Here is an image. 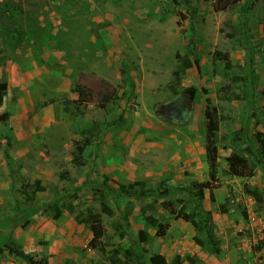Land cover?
<instances>
[{
    "label": "rangeland",
    "instance_id": "obj_1",
    "mask_svg": "<svg viewBox=\"0 0 264 264\" xmlns=\"http://www.w3.org/2000/svg\"><path fill=\"white\" fill-rule=\"evenodd\" d=\"M183 1L0 0V115L10 114L0 122V264H25L8 242L48 264H264V163L248 151L264 139V0L224 11ZM214 51L229 55L228 70ZM192 53L198 69L174 82L175 55ZM76 83L93 102H79ZM206 98L220 118L214 180ZM90 127L79 165L75 143ZM231 154L251 176L226 174ZM136 181L143 193L118 192Z\"/></svg>",
    "mask_w": 264,
    "mask_h": 264
},
{
    "label": "trees",
    "instance_id": "obj_2",
    "mask_svg": "<svg viewBox=\"0 0 264 264\" xmlns=\"http://www.w3.org/2000/svg\"><path fill=\"white\" fill-rule=\"evenodd\" d=\"M185 1V0H184ZM183 1V2H184ZM241 0H214L213 7L216 11H224L229 8L233 9L236 8L240 4ZM194 14H192L193 16ZM193 30V27L190 28ZM190 37L189 44L193 43V40ZM177 60V66L173 72V78L174 82L178 83L180 81L181 76L184 74L186 70L191 68L193 65L196 66L198 69L199 66V59L196 56H193V53L190 55V57L186 56H179V54L175 55ZM192 58V59H191ZM213 62L215 61H223L225 65V69L228 70L230 67V60L229 55L227 53H223L220 51H214L212 54ZM193 60V61H192ZM122 72V71H121ZM127 77H125L123 80L126 81ZM7 90V84L5 82L0 83V106L3 104V98L5 95V92ZM73 92L77 95V98L79 102L81 103H91L94 101V93L87 89L84 85H81L79 83H76L73 88ZM204 119H205V155H206V161L209 167V178L211 180L215 179L216 176V170H217V148H216V141H217V133L219 131V121L220 118L218 117L217 110L214 106H211V103L209 102V99H205V107H204ZM10 118V114L8 112H4L0 115V122L6 123ZM92 129L95 130L94 127H90L87 129H84L81 132L82 139L79 142L75 143V149H76V155L75 156V162L79 165H84L81 159L83 158L84 150L91 146L90 139L93 136ZM261 145L256 153L253 152L252 148H248V151L252 154L254 161L257 163H264V139L261 141ZM9 142L6 143L7 148L3 149L2 152L4 154V157L9 160L10 155L8 151ZM2 143L0 138V149H1ZM81 158V159H80ZM226 162L228 163V169L226 170V174L230 176L235 177H249L252 175V169L248 166L247 160L245 157H242L237 154H231L226 158ZM144 185L145 183L143 181H136L133 184L129 185H119L117 190L118 192L123 196H135L139 195L140 193H143L144 191ZM249 195H252L254 197H257V191H250L247 190ZM161 195H167L169 194L168 189H163ZM257 199H260L259 197ZM178 218L183 220L186 223H189L196 232L204 231L206 232L207 228H205L201 221L196 220V217L194 214H188L185 213L184 210H179L175 214ZM206 215V221H209L210 215L208 212L205 213ZM59 213H56L54 215V218H59ZM126 221V218H123ZM88 228L90 232L92 233V238L89 242V245L91 248L96 249L99 247V240L103 237V230L100 226L99 220L91 221V223L88 225ZM208 236L210 239H212V232L209 230ZM140 240L144 241L145 238L142 233H140ZM210 243H212V240H210ZM6 251L19 259H21L25 264H48L46 259H43V261H37L34 260L30 255L26 254L23 249L15 244L14 242H8L5 247ZM2 249H0V252ZM117 260H113L112 263L115 264ZM145 264V263H142Z\"/></svg>",
    "mask_w": 264,
    "mask_h": 264
},
{
    "label": "flooded vegetation",
    "instance_id": "obj_3",
    "mask_svg": "<svg viewBox=\"0 0 264 264\" xmlns=\"http://www.w3.org/2000/svg\"><path fill=\"white\" fill-rule=\"evenodd\" d=\"M174 113L177 115L180 112V107L179 105L175 104V106L172 107ZM173 113V114H174Z\"/></svg>",
    "mask_w": 264,
    "mask_h": 264
}]
</instances>
